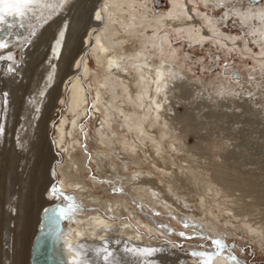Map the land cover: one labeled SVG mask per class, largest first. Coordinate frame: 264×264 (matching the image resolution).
<instances>
[{"label":"bare ground","instance_id":"obj_1","mask_svg":"<svg viewBox=\"0 0 264 264\" xmlns=\"http://www.w3.org/2000/svg\"><path fill=\"white\" fill-rule=\"evenodd\" d=\"M81 1L28 0L23 15L0 13V264H34V240L47 227L43 211L62 204L71 179L66 165L76 169L75 181L89 178L100 202L96 207L84 200L71 209L63 206L62 229L53 239L52 256L58 264H156L160 257L161 264H203L205 250H196L198 258L186 257L174 244L211 233L218 240L247 239L264 249V212L261 218H249L260 202L264 204V188L228 164L239 146L235 138L199 135V143H190V124L172 114L178 102L199 94L207 107L219 106L217 101L226 97L253 99L257 91L235 89L220 75L210 89L184 72L177 51L170 52L167 37L159 36L161 28L179 26L190 29L193 41L201 39L183 0H174L172 10L156 18L151 0H144L145 5L137 0H97V7L86 15L84 35L77 34L83 20L75 10ZM232 1L201 3L218 8ZM247 4L227 7L224 17H238L256 35L255 43L264 46V3ZM135 5L145 6L146 13ZM203 16L198 18L207 20L213 31L216 22ZM148 29L154 33L148 35ZM91 48L107 74L96 76V85L85 83L92 73ZM40 66L44 73L37 80ZM27 83H33V89ZM63 89L69 94L66 109L71 118L63 115L54 122L52 109L64 104ZM258 111L260 116L264 109ZM97 116L98 146L90 153L87 123ZM63 151L69 160L56 169L53 163ZM59 173L64 177L60 185ZM208 173L212 189L202 177ZM173 221L181 228H169H175ZM210 264L238 263L225 252L212 256Z\"/></svg>","mask_w":264,"mask_h":264},{"label":"rangeland","instance_id":"obj_2","mask_svg":"<svg viewBox=\"0 0 264 264\" xmlns=\"http://www.w3.org/2000/svg\"><path fill=\"white\" fill-rule=\"evenodd\" d=\"M137 1L143 3L144 5L146 4L144 0ZM151 1L153 11L152 17L156 18L168 14L172 10V2L174 0ZM96 2L97 0H82L76 7L77 9L75 11L76 13L78 11V13L76 14L78 20H80V16H82L81 19L83 20L80 22L81 25H79L77 29V34H85V31L89 26V20L86 19V15L90 10H92V8L94 9L95 7H97L98 4H96ZM183 2L185 4L186 10L190 11L194 16L192 20L196 22L195 25H199L197 31L200 32L201 39L198 41H193L189 37L188 32L190 29L187 27L179 26L163 27L159 32V36L167 37V39L169 40L168 49L170 52L173 50L177 51L179 61L182 62L185 66L184 72L194 78V82H196V84H199L200 86H202V84H206L210 89L213 87V83L217 82L223 76V78L225 80H228V82L235 89L240 88L239 90H241L243 88L244 90L241 91L257 92H253V99H250L251 96H240L241 99L233 98L235 100H233L232 98H228L230 99L228 100L226 97V101L223 100V98L219 100L221 102L217 101L218 103H220L218 104L219 106H213L212 103L207 107H204L201 104L200 98L202 96L201 94H199L197 98L189 100L183 99L181 102H178L175 107V112H173L172 114L184 116L183 120L188 125L190 124L186 133V139L190 143H199V135L203 136L205 139H212L211 137L213 135L215 137L220 134H231V139L235 138L234 141L239 146L237 147L235 154L230 158L228 164L234 165L238 170L246 174L248 177L259 180V182L262 183V187L264 188V112L259 116L258 111L259 108L264 109V106H262V104L264 105V66L262 64V60L264 59V56L262 55L264 46H260L255 43L254 39H256V35H251L248 27L245 25L243 27L238 17H224L228 9L227 7L230 8L231 5L240 4L241 6H243V8H246L248 6L247 3L259 5L261 3H264V0H234L232 1V3L229 2L218 8L214 5H210L208 7L203 6L201 0H183ZM70 3H72V1ZM70 3H68V5ZM135 8L139 12L141 11V14L146 13L145 6L138 7L137 5H135ZM199 14L204 15V18L206 17L211 19L213 22H216L215 29H213V31H211L209 26L206 25L208 22L207 20L205 22L204 19L198 18ZM102 29L105 30L106 26H103ZM153 33L154 31L152 29L147 30L148 35H152ZM36 34L34 33V31L31 32L32 40H36V38H38ZM75 39L76 38H74L73 40ZM73 40L70 49H67V56H69V53L71 52V49L73 47ZM26 46L27 49L30 45ZM152 52L154 51L152 50ZM17 56L20 60L21 53L18 52ZM88 59L89 65L92 68V73L90 75V79L85 80V83L88 85V83L91 82L93 85H96V76L99 79L105 78L107 76L106 71L104 70L105 63H98L95 55L93 54V48L90 49ZM42 69V66L38 68L39 72L37 71L38 74H36L38 76L36 78L37 80L38 78H41V72L42 74L44 73V70ZM226 69H228V71H226ZM233 72L237 73L238 77H234L232 75ZM79 74L80 72L74 74L73 76L76 77ZM65 76L66 73L63 74V77H60V83L63 82ZM33 83H27L26 86L31 85L30 88H32ZM256 83L257 85L255 86ZM256 87H258V89ZM26 88L29 91L33 89L32 88L30 90L29 87ZM64 91L65 90L63 89L61 92V96H63L64 98V104H61L60 106H58V108L53 107L52 109V111H54V122L59 121V118H62L64 116H68L69 118H71L66 109L69 94L68 91ZM91 98L92 95L90 94L89 99L91 100ZM254 99L255 101H253ZM238 101L242 104H240ZM229 105H231V107H227ZM18 106L19 105L16 106L15 112H18ZM224 107H227V109ZM225 114L229 116H226ZM98 116L96 118H91L87 123V146H83L78 142H74L75 146H86L90 153L94 152L98 146V143L96 141L97 137H99L98 134L96 135V130L98 127L97 125L100 124ZM183 120H181L182 123L180 124V126H182L183 123L185 124ZM3 121H5V119ZM213 141L215 142V144L217 143L215 138H213ZM231 142H233V140H231ZM69 148L70 151H73L72 146H70ZM233 156L236 158H234ZM67 160H69V158L67 157L65 151H63V155H57L53 166L58 169L59 165L65 164ZM119 162L121 163V161ZM65 169H67V173L69 174V178L71 179H68L66 182V193H64L63 195L64 200L62 202L63 206L65 208L71 209L73 203H82L83 200L89 202L91 206H98L100 202V198H98L99 194H97V192L92 189V184L89 178L85 179V182L79 180L75 181L78 178L76 169L73 166L69 167L68 165L65 166ZM95 170L96 169H94L93 171L96 172ZM89 173L90 171H88V176ZM208 175L209 176L202 177L205 179V183L210 188V183H208L207 181L210 180L211 173H208ZM79 176L81 178L83 177L82 175ZM63 179V175L59 173L58 185H60V181L62 182ZM56 183L57 182L54 181V185H56ZM210 189H212V187ZM236 193L239 194L238 192ZM247 200L251 199L248 198ZM260 204L261 205L260 207H258V209L261 208V210H258L257 208H254L255 210L252 209L253 212L251 213L249 218L255 219L262 217L264 213H261L264 212V210H262L264 209V204L262 202H260ZM190 205L192 206L194 204H186V206ZM173 223L176 225L175 228L171 227L170 225L167 226H169V228L171 229L181 228V224H179V222L173 221ZM215 237V234L211 233L207 234V237L201 238L199 240L187 239V241L183 242L180 240H176L178 244L174 245L177 249H180L181 254L186 257L193 256L198 258L199 253L196 250H205L207 252V256L204 258L203 264H210V259L212 256L217 253L222 254L225 252L233 255L235 261L238 264H264V249L258 246L256 247V244H254L253 242L247 239L237 240V238L233 237H228V240H218ZM147 254L151 255V253ZM160 255L161 252L159 253V256ZM160 261L161 257L156 261V264H161Z\"/></svg>","mask_w":264,"mask_h":264},{"label":"water","instance_id":"obj_3","mask_svg":"<svg viewBox=\"0 0 264 264\" xmlns=\"http://www.w3.org/2000/svg\"><path fill=\"white\" fill-rule=\"evenodd\" d=\"M228 71V69H226ZM234 77L238 74L233 72ZM63 211V205L56 203L52 211L44 210L43 216L47 221V227L41 228L33 244L32 261L34 264H58L53 256V239L62 229L60 213ZM56 217V218H55ZM59 217V218H58Z\"/></svg>","mask_w":264,"mask_h":264},{"label":"snow or ice","instance_id":"obj_4","mask_svg":"<svg viewBox=\"0 0 264 264\" xmlns=\"http://www.w3.org/2000/svg\"><path fill=\"white\" fill-rule=\"evenodd\" d=\"M27 3L28 0H16V2H11V0H0V13H8V14L15 13V14L23 15V9ZM3 19L4 16L0 14V20Z\"/></svg>","mask_w":264,"mask_h":264}]
</instances>
